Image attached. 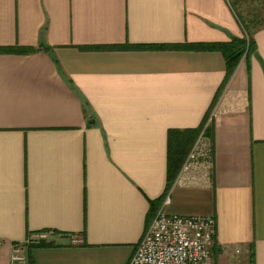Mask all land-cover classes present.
<instances>
[{"label": "crops", "instance_id": "1", "mask_svg": "<svg viewBox=\"0 0 264 264\" xmlns=\"http://www.w3.org/2000/svg\"><path fill=\"white\" fill-rule=\"evenodd\" d=\"M234 8L0 0V264L48 231L25 264H128L168 196L216 220L215 264H264V28L221 97L220 52L146 48L241 38ZM212 115L210 178L168 188L171 148Z\"/></svg>", "mask_w": 264, "mask_h": 264}, {"label": "built area", "instance_id": "2", "mask_svg": "<svg viewBox=\"0 0 264 264\" xmlns=\"http://www.w3.org/2000/svg\"><path fill=\"white\" fill-rule=\"evenodd\" d=\"M213 120L214 115L209 118L189 153L177 178V186H199L200 180L210 178L213 148L205 132ZM170 204L171 197L168 196L153 215L143 240L128 264H215L212 247L216 220L213 217L168 214L166 209ZM51 234L49 231L35 233L13 245L11 264H25V249L48 243ZM74 243L82 244V241ZM234 264L242 262L237 260Z\"/></svg>", "mask_w": 264, "mask_h": 264}, {"label": "trees", "instance_id": "3", "mask_svg": "<svg viewBox=\"0 0 264 264\" xmlns=\"http://www.w3.org/2000/svg\"><path fill=\"white\" fill-rule=\"evenodd\" d=\"M238 4L239 3H236L234 4V6L238 7ZM262 13H263L262 10L260 11L255 10L254 12H249L247 15L238 12L236 17L241 25L243 31V37L241 38L235 37L232 39L231 42L228 43L199 44V45H189V46L186 45V46H177V47L150 46L146 48H149L150 50H165L170 48L177 50L186 49L191 51L220 52L226 61V67H227L226 79L219 94V97H221L220 95L225 90L227 84L232 79L233 75L235 74L236 70L238 69L243 59H246L248 61L249 57L255 52V47H256L255 34L259 29L264 28V15ZM31 51L33 52V50ZM203 129L204 127L201 128L199 131H195L194 135L199 137ZM205 134L207 137L212 136L211 130H207ZM177 145L178 144H175L174 147L171 148L170 150L171 159L169 160L168 188L173 186L175 180L177 179L182 169L185 159L189 153V150H191L193 147L192 144H191L192 147L191 145H188L187 147H184V145H178V146ZM161 204H162L161 202H158V208ZM213 242L214 244L212 247V252H213L214 261H216V258L220 253V249L216 244L215 237L213 239ZM51 246H53L51 243L50 244L42 243L38 247H51Z\"/></svg>", "mask_w": 264, "mask_h": 264}, {"label": "rangeland", "instance_id": "4", "mask_svg": "<svg viewBox=\"0 0 264 264\" xmlns=\"http://www.w3.org/2000/svg\"><path fill=\"white\" fill-rule=\"evenodd\" d=\"M232 4H238V7H235L236 13L240 12L244 15H247L249 12H254L255 10H262L264 15V0H231Z\"/></svg>", "mask_w": 264, "mask_h": 264}]
</instances>
